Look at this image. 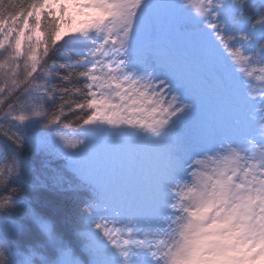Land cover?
Returning a JSON list of instances; mask_svg holds the SVG:
<instances>
[{
	"label": "snow or ice",
	"instance_id": "obj_1",
	"mask_svg": "<svg viewBox=\"0 0 264 264\" xmlns=\"http://www.w3.org/2000/svg\"><path fill=\"white\" fill-rule=\"evenodd\" d=\"M262 42L264 0H0L4 135L91 194V264H264Z\"/></svg>",
	"mask_w": 264,
	"mask_h": 264
},
{
	"label": "trees",
	"instance_id": "obj_2",
	"mask_svg": "<svg viewBox=\"0 0 264 264\" xmlns=\"http://www.w3.org/2000/svg\"><path fill=\"white\" fill-rule=\"evenodd\" d=\"M52 59L60 62L59 57H52L50 64ZM61 102L57 100V106ZM63 120L59 133L72 136L78 124L75 115L69 113ZM0 124H3L0 127V167L4 178V183H0V203L12 202L10 208L0 211V242H3L0 250L5 252L7 264H16L24 256H32L33 264H55L64 250L70 251L81 264H91L86 240L81 235L88 229L84 208L91 194L77 187L80 182L63 158H46L28 147L27 142L23 150H17L4 135L13 126L2 121ZM17 131L21 137L25 135ZM42 133L48 134V129L42 125L31 132L32 135ZM14 157L19 161L18 176L12 167ZM58 174L68 178L63 188L53 185ZM41 225H46L48 231Z\"/></svg>",
	"mask_w": 264,
	"mask_h": 264
},
{
	"label": "rangeland",
	"instance_id": "obj_3",
	"mask_svg": "<svg viewBox=\"0 0 264 264\" xmlns=\"http://www.w3.org/2000/svg\"><path fill=\"white\" fill-rule=\"evenodd\" d=\"M7 131V130H6ZM69 138H71V136H68ZM39 153H41L44 157H46V158H51V159H54L56 156H54V155H50V154H48L47 152H44V151H41V152H39ZM64 159V158H63ZM64 161H65V163H66V165H67V167H68V161L66 160V159H64ZM69 168V167H68ZM0 173H2L3 174V170H2V167H0ZM15 210H18V208H16Z\"/></svg>",
	"mask_w": 264,
	"mask_h": 264
}]
</instances>
